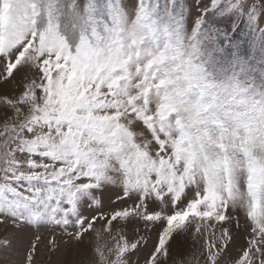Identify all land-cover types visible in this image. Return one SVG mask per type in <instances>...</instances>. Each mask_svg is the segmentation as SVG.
I'll return each instance as SVG.
<instances>
[{"label":"snow or ice","instance_id":"obj_1","mask_svg":"<svg viewBox=\"0 0 264 264\" xmlns=\"http://www.w3.org/2000/svg\"><path fill=\"white\" fill-rule=\"evenodd\" d=\"M185 9L196 13L191 28ZM262 16L264 0H0V79L15 80V70L25 81L18 98H2L25 115L0 130V213L74 224L79 244L97 219L82 215V202L98 206L92 190L118 184L139 203L101 213L109 230L132 214L165 226L155 242L121 236L109 255L97 247L100 264H132L149 242L143 264H166L189 217L200 232L199 221H230L227 210L239 207L253 227L235 264H255L253 250L264 256ZM241 19L259 59L242 54ZM150 197L170 199L171 214L148 212ZM218 239L206 264H220L233 238L224 227ZM8 246L0 241V252Z\"/></svg>","mask_w":264,"mask_h":264},{"label":"rangeland","instance_id":"obj_2","mask_svg":"<svg viewBox=\"0 0 264 264\" xmlns=\"http://www.w3.org/2000/svg\"><path fill=\"white\" fill-rule=\"evenodd\" d=\"M168 0H159L160 4H164ZM188 3L189 0H184ZM202 4L209 5L210 0H201ZM127 4V0H123ZM196 13L193 12L192 15ZM192 15H189L185 9L186 27H192ZM243 33L240 39L243 41L242 54H246V58L255 56L259 59V50H253L249 42L253 39V33L245 27V22L237 20ZM259 27L264 28V16L260 18ZM258 35V33H257ZM3 65L0 63V71ZM34 72V70H33ZM33 72L28 73V79L33 78ZM15 80L9 78V82L0 79V130L3 129L5 123H18L25 115L21 112L16 115L13 109L7 107L3 99L4 97L16 99L23 91L24 78L20 72H15ZM144 129L142 124L138 125V130ZM146 132V129H145ZM147 134V132H146ZM150 135V134H149ZM2 139V138H0ZM83 182V181H82ZM93 195L99 199L98 206H92L91 202L85 200L82 202L81 213L88 217L91 221L93 216L97 217L93 221V228L90 230L82 243H77L69 234L76 231L74 224L67 226L60 224H40L29 225L21 221H15L13 217L0 213V241L8 240L9 246L6 250L0 252V256H15L19 261H24L25 257L31 252L33 264H100V257L96 252L97 247H101L105 251V255H109L107 249L114 248L116 242L121 236L129 241H135L141 235L151 237V241L158 239V232L165 226V222H148L136 216L130 215L126 219H118L112 222L111 230L108 229L106 220H101V213H108L112 210H122L124 208L133 209L139 203L135 194L131 199L123 197L122 187L117 185H105L101 189H94ZM187 196L184 198L181 206L186 205L187 199L193 195L190 189L186 190ZM118 197H121L118 199ZM148 212L162 210L165 214H171L173 206L170 199L166 198L165 206H161L154 198H148L145 202ZM227 215L231 217L230 221L216 222L214 220L199 221L201 231L196 232L195 227L198 223L196 218L189 217L186 222L187 230L176 231L170 238L169 256L166 264H206V253L208 245L219 243L222 228L227 227L232 235V242L227 250L221 254L220 264H235L239 259L243 250L247 249V241L251 239L250 233L253 227L250 218L246 215V210L237 207L235 210L229 208ZM71 219V217H70ZM237 223L239 226H237ZM206 226V227H205ZM149 242L147 247H141L139 251L131 253L129 259L132 264H143L145 253L152 247ZM35 244V251L32 252V245ZM255 264H259L260 259H264L260 253L253 250ZM114 257L109 256V259ZM2 264V261H0Z\"/></svg>","mask_w":264,"mask_h":264}]
</instances>
